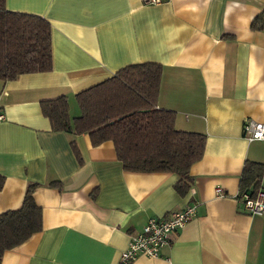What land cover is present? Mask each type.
<instances>
[{"label":"crops","instance_id":"0c3cea01","mask_svg":"<svg viewBox=\"0 0 264 264\" xmlns=\"http://www.w3.org/2000/svg\"><path fill=\"white\" fill-rule=\"evenodd\" d=\"M5 7L49 21L52 67L0 79V213L20 207L30 183L42 210L41 230L0 264H117L149 217L189 203L194 216L160 255L133 264H264V212L247 213L237 198L245 161L264 163V139L243 129L247 120L264 122V0H5ZM147 61L161 65L157 105L174 111L177 129L205 134L185 195L174 188L175 173L125 170L111 140L93 145L87 133L52 130L41 111L42 100L64 95L76 116L79 91Z\"/></svg>","mask_w":264,"mask_h":264},{"label":"trees","instance_id":"16d2710c","mask_svg":"<svg viewBox=\"0 0 264 264\" xmlns=\"http://www.w3.org/2000/svg\"><path fill=\"white\" fill-rule=\"evenodd\" d=\"M51 67L49 21L36 14L8 10L5 0H0V79L12 80ZM160 78L159 63L128 64L76 94L78 115L70 116L64 95L42 100L41 111L52 130L87 133L93 145L111 140L125 170L175 173L178 178L174 188L185 195L191 185L190 167L203 155L205 134L177 129L174 111L157 105ZM262 175L264 163L247 159L240 193L255 196L261 189ZM3 181L0 175V188ZM35 186L27 185L20 207L0 213V262L6 250L42 228V210L33 196Z\"/></svg>","mask_w":264,"mask_h":264},{"label":"built area","instance_id":"2783aa9c","mask_svg":"<svg viewBox=\"0 0 264 264\" xmlns=\"http://www.w3.org/2000/svg\"><path fill=\"white\" fill-rule=\"evenodd\" d=\"M162 0H146L149 3H159ZM3 114L0 112V119ZM248 139H264V122L247 120L243 126ZM216 195H225L221 187L215 188ZM245 211L249 214L264 212V189H259L255 196L247 192L238 193ZM196 211L194 203L186 204L183 208L171 211L162 217H149L141 230L130 235L126 248L121 252L117 264H133L139 256L158 257L162 247L168 245L173 233L182 228Z\"/></svg>","mask_w":264,"mask_h":264}]
</instances>
